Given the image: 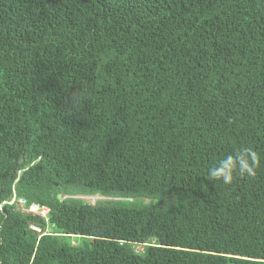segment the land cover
I'll return each mask as SVG.
<instances>
[{
	"label": "trees",
	"instance_id": "1",
	"mask_svg": "<svg viewBox=\"0 0 264 264\" xmlns=\"http://www.w3.org/2000/svg\"><path fill=\"white\" fill-rule=\"evenodd\" d=\"M0 264H264V0H0Z\"/></svg>",
	"mask_w": 264,
	"mask_h": 264
},
{
	"label": "clouds",
	"instance_id": "2",
	"mask_svg": "<svg viewBox=\"0 0 264 264\" xmlns=\"http://www.w3.org/2000/svg\"><path fill=\"white\" fill-rule=\"evenodd\" d=\"M259 165L260 156L255 150L239 147L215 161L207 171L208 180L231 185L237 177H255Z\"/></svg>",
	"mask_w": 264,
	"mask_h": 264
},
{
	"label": "rangeland",
	"instance_id": "3",
	"mask_svg": "<svg viewBox=\"0 0 264 264\" xmlns=\"http://www.w3.org/2000/svg\"><path fill=\"white\" fill-rule=\"evenodd\" d=\"M64 199H68V198H72V199H75L77 201H79V203L81 204H84V205H99L102 203V201H110V200H114L116 201L117 199H114V198H103L101 197L100 195H94V196H82V195H76V196H70V197H63ZM157 200V199H156ZM14 200H10V202L12 203ZM127 201V200H126ZM128 201H131V200H128ZM143 204H151L153 203L152 200L150 199H144L143 200ZM21 202H19L20 204ZM141 204V203H139ZM36 207V209L32 210L31 211V215H37V211L39 212V210H41V215L45 216V218H47V215H48V209L47 208H44V209H40L37 205H34L33 208ZM52 234V231L50 228H47L45 231H44V234L43 235H51ZM75 239V241H74ZM72 242H71V246H78L80 244V242H77L76 241V238L72 237L71 238ZM135 248L137 251H140V250H143V246L142 245H135ZM243 259V258H241ZM245 260V259H243Z\"/></svg>",
	"mask_w": 264,
	"mask_h": 264
},
{
	"label": "bare ground",
	"instance_id": "4",
	"mask_svg": "<svg viewBox=\"0 0 264 264\" xmlns=\"http://www.w3.org/2000/svg\"><path fill=\"white\" fill-rule=\"evenodd\" d=\"M14 199H15V198H14ZM17 205H18L19 207H23V206H22V202H21L20 204H19V203H17ZM33 229H34V230H36V231H39V230H38V229H36L35 227H33Z\"/></svg>",
	"mask_w": 264,
	"mask_h": 264
},
{
	"label": "built area",
	"instance_id": "5",
	"mask_svg": "<svg viewBox=\"0 0 264 264\" xmlns=\"http://www.w3.org/2000/svg\"><path fill=\"white\" fill-rule=\"evenodd\" d=\"M36 209V207L33 208V210Z\"/></svg>",
	"mask_w": 264,
	"mask_h": 264
}]
</instances>
